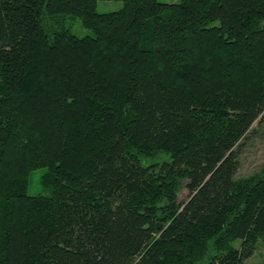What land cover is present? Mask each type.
<instances>
[{"label": "trees", "instance_id": "16d2710c", "mask_svg": "<svg viewBox=\"0 0 264 264\" xmlns=\"http://www.w3.org/2000/svg\"><path fill=\"white\" fill-rule=\"evenodd\" d=\"M98 1L0 0V264H250L264 0ZM60 14L93 34L50 32Z\"/></svg>", "mask_w": 264, "mask_h": 264}, {"label": "rangeland", "instance_id": "374dc122", "mask_svg": "<svg viewBox=\"0 0 264 264\" xmlns=\"http://www.w3.org/2000/svg\"><path fill=\"white\" fill-rule=\"evenodd\" d=\"M166 2H176L179 0H161ZM125 2L123 0H99L97 10L101 12L114 11L123 8ZM56 20H50L53 24L49 28L53 30L68 29L79 35H92L93 29L83 25L81 19L75 15L60 14ZM52 30V31H51ZM239 167L236 176L248 177L264 170V115L257 119L246 136L241 140L239 147ZM170 160V154L159 151L148 157L142 158L143 165H149L155 162H163ZM46 167H39L32 171L28 188L29 194H46L50 190L42 182V178L47 173ZM188 190L185 186L181 190V200L188 197ZM240 239L233 242V245L239 246ZM250 264H264V242L258 240L254 254L247 260Z\"/></svg>", "mask_w": 264, "mask_h": 264}]
</instances>
